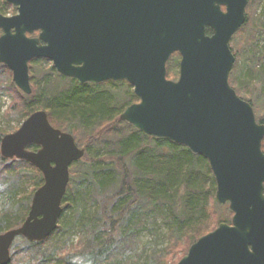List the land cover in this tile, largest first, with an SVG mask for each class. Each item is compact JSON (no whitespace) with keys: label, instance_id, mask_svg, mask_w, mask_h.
Segmentation results:
<instances>
[{"label":"water","instance_id":"obj_1","mask_svg":"<svg viewBox=\"0 0 264 264\" xmlns=\"http://www.w3.org/2000/svg\"><path fill=\"white\" fill-rule=\"evenodd\" d=\"M5 1L17 13H0V63L24 93L33 91L30 61L37 58L82 84L126 80L140 101L127 106L122 120L208 159L216 200L229 204L233 216L177 264H264V124L230 83L236 62L230 42L246 22L249 0ZM176 52L180 74L173 80L167 64ZM0 151L44 177L24 223L0 233V264H10L17 237L43 241L57 229L70 168L86 150L37 110L2 138Z\"/></svg>","mask_w":264,"mask_h":264},{"label":"trees","instance_id":"obj_2","mask_svg":"<svg viewBox=\"0 0 264 264\" xmlns=\"http://www.w3.org/2000/svg\"><path fill=\"white\" fill-rule=\"evenodd\" d=\"M16 11L14 5L0 0V13ZM246 17L231 40L232 51L238 48V52L234 53L236 63L230 83L255 109L264 111V0H249ZM239 32H244V44L243 36L241 42L237 41ZM244 52L242 57L240 53ZM179 59L178 55L176 61L167 64L170 79L179 77ZM49 62L42 58L30 63V95L16 86L12 71L0 63V112L6 122L0 123V145L13 121L20 125L33 112L47 111L52 125L73 134L86 150L70 168V183L62 203L75 210L66 222L60 219L57 229L43 241L17 237L10 264H177L200 237L221 222H231L233 212L228 204L220 205L216 200L217 182L206 157L185 145L147 135L121 119L127 106L140 101L130 83L108 80L82 84L60 74L51 62L50 67L44 65ZM43 66L47 72L41 70ZM5 93L12 95L11 105L6 106L1 99ZM256 116L264 124V117L257 112ZM111 135L118 137L117 146L99 145ZM79 165L83 168L78 169ZM74 176L79 177V188L71 181ZM43 183V174L30 162L6 159L0 151V201H5L0 211V233L24 223L34 192ZM97 189L99 194L93 192ZM89 202L94 209L88 208ZM220 210L229 213V218H223ZM162 225L168 229L167 245L129 259L139 245L138 235L146 229L158 232ZM60 231L62 239L57 238L54 251L48 254L43 247ZM75 232L80 234L79 241L67 248L66 235ZM18 240L23 241L21 246ZM18 247L23 250L16 254Z\"/></svg>","mask_w":264,"mask_h":264},{"label":"rangeland","instance_id":"obj_3","mask_svg":"<svg viewBox=\"0 0 264 264\" xmlns=\"http://www.w3.org/2000/svg\"><path fill=\"white\" fill-rule=\"evenodd\" d=\"M9 14H11V13H9ZM9 14H7V15H9ZM237 35H236L237 36V41L239 40L240 42L242 41L241 38L243 36V41L242 42L244 44L245 41H246V37L244 36V32H239ZM241 45H242V43H241ZM235 49H236V51H234L233 53L238 52L237 51L238 48H235ZM244 54H245V52L244 53H240V55L242 57L244 56ZM242 60H243V58L241 59V62H240L241 64L243 63ZM174 61H176V58H174V59L171 60V62H174ZM50 62L53 65V62L52 61H50ZM50 62L49 63H44V65L46 67L47 66L50 67V65H51ZM41 70L44 71V72L46 71V69L44 68V66L41 67ZM47 70H48V68H47ZM30 72H31V68H30ZM39 74L42 75L43 73L39 72ZM30 79L32 80L31 73H30ZM174 80H176V79H174ZM31 86H32V84H31ZM120 86H122V85H120ZM133 90H134V88H133ZM1 99H2L3 103L6 106L7 105H11L13 103V97H12V95H9V94H6L5 93V94L1 95ZM245 100H247V99H245ZM254 110H256V112L259 113V116L260 117H264V111H263V109H261V107H256V109L254 108ZM0 123H2L3 125L6 124V122L3 121V111L0 112ZM21 124L19 125V123L17 121H13L10 124V128H9V131L10 132L9 133H13L14 131H16L15 128H17L18 126H21ZM104 141H102L101 143H99V145L100 144H103V145H106L107 147L113 148V147H115V145L117 146V143H118L119 139H118L117 136L111 135L110 137L106 138ZM30 149L31 150H37V149H34V146H31ZM132 160L133 159H129V161H132ZM82 168H83L82 165H79L78 166V169H82ZM78 180H79V177L78 176H74V178H72V180H71V181H73L75 188H79L80 187L79 186V183H78ZM29 188L30 189L28 191L30 192L31 191V186ZM93 192L95 194H99V193H97V192H99L98 189L97 190H94ZM4 203H5V201H3V200L0 201V211L2 210ZM62 206H63V213H62L63 216H62V218L60 217V219H61V221L66 222L67 221V218L73 213V211L75 210V208L73 206H68V205L65 206L64 204H62ZM228 206H229V204H228ZM88 208L94 209L92 202H89ZM219 214L223 215V218H229V216H230L229 213H227L226 211H223V210H220ZM72 220L70 219L69 222L71 223ZM59 222H60V220H59ZM158 222L161 223V219H158ZM58 226H59V224H58ZM68 226L70 227V225H68ZM158 230H159L158 232H152L151 229L143 230L138 235V238H137L139 240V245L135 248V250L132 253H130L129 256L131 258L129 256H128V258L131 259V260H134L135 258H137V255H139V254H143L145 256V255H147L149 253H152L155 249H159V248H162V247L166 246L167 243H168V240L166 239V235H167V232H168L167 226L166 225H162L161 226V229L158 228ZM62 237H63L62 231H60V233H58L57 236H53L50 239V241L47 244H45V246L43 247V250H45L48 254H51L54 251V245L53 244L56 242L57 238L62 239ZM79 237H80L79 232H75V233H72V234H67L66 235V239H67L66 247L67 248L68 247L73 248L74 245H76L78 243ZM17 242H18V244L20 246L23 244V241L22 240H18ZM21 250H23V249L18 247L16 249V254H17V251L20 252ZM16 254H14V255H16ZM17 257H20V255H17ZM142 262H143V259L140 260V263H142ZM37 264H57V263H56V261H51V262L50 261H45V262L43 261V262H39Z\"/></svg>","mask_w":264,"mask_h":264},{"label":"flooded vegetation","instance_id":"obj_4","mask_svg":"<svg viewBox=\"0 0 264 264\" xmlns=\"http://www.w3.org/2000/svg\"><path fill=\"white\" fill-rule=\"evenodd\" d=\"M223 8L225 9V7H223ZM16 9H17V8H16ZM16 13H17V11H16ZM16 13H11V14H9V15H14V14H16ZM29 35H30V36H35V37H36V36L39 35V31H36L34 34H29ZM230 44H231V42H230ZM178 55H179V57H180V59H179L180 61H179V62H181V55H180L178 52L174 53V54L171 56V58L169 59V61L172 60V59H174V58H178ZM37 59H42V58H37ZM169 61H168V62H169ZM31 62H32V61H30V63H31ZM178 78H179V77H178ZM178 78H177V79H178ZM177 79H176V80H177Z\"/></svg>","mask_w":264,"mask_h":264}]
</instances>
